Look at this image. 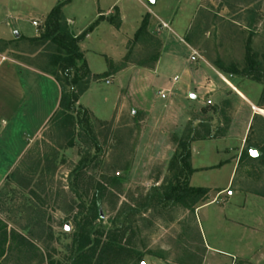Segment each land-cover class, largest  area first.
<instances>
[{
    "label": "rangeland",
    "instance_id": "obj_1",
    "mask_svg": "<svg viewBox=\"0 0 264 264\" xmlns=\"http://www.w3.org/2000/svg\"><path fill=\"white\" fill-rule=\"evenodd\" d=\"M151 1L147 4L152 14L134 7L136 15L129 18L125 28L127 34L134 36L140 12L143 20L149 17L152 25L155 23L153 40L142 36L136 41L135 35L128 45L125 66L146 67L155 63L160 55L158 30L162 29L157 19H162L209 63L219 60L225 68L237 67L239 73H233L237 80L253 78L264 85V0H157L152 4ZM22 49L24 53L13 51L12 56L19 55L28 65L45 66L47 59L41 57L45 54L42 50L31 49L28 44H23ZM250 55L261 63L260 77L242 74ZM117 88V82L106 85L97 81L84 99L83 104L95 110L88 125L91 134L86 136L78 127L73 129L64 125L62 119L57 122L52 119L19 160L0 190L6 200L0 216L9 229L22 231L35 242L39 257L34 259L29 252L10 254L11 251L0 264H42L43 258L44 262L69 264L73 238L78 231L75 218L79 216L82 220L86 211L80 217L81 205L90 204L99 186L103 187L102 225L111 228L118 219L116 226L125 223L121 244L132 252L128 264H202L205 258L208 264H219L218 259L226 260L222 264H248L241 259L233 261L232 254L239 250L249 259L258 249L256 244L264 242V233L257 235L252 230V217L258 212L250 206L251 201L241 215L244 227L228 221L236 211L230 206L239 204L243 196L237 194L230 203H226L228 194L216 198L217 190L228 185L231 166L199 171L187 180L172 166L178 151L175 137L181 138L190 123L202 135L209 132L211 136H223L231 124L227 115L230 111L233 114L238 101L233 100V105L225 101L229 103L224 106L225 114L213 100H205L201 107L191 106L186 111L188 124L176 131L170 122L174 110L169 106L152 112L147 100H120L119 104ZM28 94L30 100H52L54 107L61 92L57 84L50 82L49 86L40 84L35 91L28 89ZM261 98L258 107L264 109V93ZM248 138L240 171L230 188L264 195V161H252L244 155L247 149H253L259 157V149L264 148L262 117L254 119ZM220 147L210 140L198 141L191 146V166L212 167L229 159L217 154ZM85 158L87 166L76 171ZM177 175L180 182H188L190 187H212L213 196L194 209H187L171 203L158 205L156 195L152 208L145 211L143 206L151 188L154 195V188L166 187ZM208 203L215 205L197 210ZM123 263L126 264L122 259L117 264Z\"/></svg>",
    "mask_w": 264,
    "mask_h": 264
},
{
    "label": "crops",
    "instance_id": "obj_2",
    "mask_svg": "<svg viewBox=\"0 0 264 264\" xmlns=\"http://www.w3.org/2000/svg\"><path fill=\"white\" fill-rule=\"evenodd\" d=\"M147 2L150 0H0V190L16 169L25 152L27 154L33 140L38 139L46 131L47 124L58 111L60 102L59 98L56 100L57 106L53 107L52 100L29 99L28 89L35 91L40 84L49 86L50 82L57 84L59 89L60 86L52 76L39 71L35 66L14 59L12 46L7 44L19 37L27 39L38 37L41 27L37 28L33 23L37 22L42 26L50 12L62 3L64 17L71 32L76 36H80L103 18L80 44L88 69L96 79L92 81L89 90L80 99L79 105L88 109L92 115L95 112L94 108L84 105L83 101L97 81L106 85L118 83L116 96L119 104L120 100H147V106L152 107V112L166 105L169 106L174 110L170 122L172 129L176 131L185 128L188 124L190 119L187 118L186 111L191 106L201 107L205 100H213L218 105L219 111L224 113V106L228 103L225 101H229L232 105L233 100L238 101L233 114L231 115L230 111L227 115L231 119L228 132L218 139L210 140L220 144L221 147L217 149V154L229 159L212 167L194 168L192 166V168L196 173L231 166L228 185L217 190L219 192L216 198L228 194L226 203H230L235 196H238L237 194L243 196L239 204L230 206L236 211L235 216L228 218V221L236 222L235 224L244 227L246 223H243L241 215L247 211L251 201L250 206L258 212L252 217L254 218L252 230L254 234L263 235L264 195L238 189L232 191L230 184L233 179L237 178L240 171L243 151L248 143L254 119L257 117L264 119V109L258 107V100H262L261 95L264 93V85L253 78L237 80L234 74L223 72L206 59L192 62L190 43L177 34L169 22L162 19H157L162 29L158 30L160 55L157 56L155 63L146 67L125 66L124 59L128 45L134 41L144 16L138 13L136 22L138 30L134 36L127 34L125 27L129 18L136 15L133 14L134 7L140 10L146 9L152 14V9L148 7ZM155 2L157 3V0ZM112 18L113 21H110ZM148 19L149 35L146 38L152 39V27H155V23L152 25L151 18ZM117 24L120 27H116ZM220 75L227 79V83ZM230 75L233 78L230 79ZM107 81L110 83L107 84ZM125 83L128 84L125 85ZM162 94L166 95L165 99L161 97ZM231 109L230 107L229 110ZM257 157L256 154L253 158ZM205 188L210 190L211 198L214 189ZM5 202L4 199L0 211ZM211 205L215 203H208L197 210L203 211ZM0 220L6 227L9 238L12 232L25 236L22 231L9 229L10 226L1 216ZM15 246L14 243H11V249L9 243L4 246L5 254L0 257V261L6 260L11 251L10 254L18 252L22 255V250H16ZM256 246L257 251L251 253L249 259L239 250L235 251L232 254L233 261L241 259L248 264H264V242L261 241ZM214 251L218 252V250ZM218 263H226V260L218 259ZM202 264H208V260L203 259Z\"/></svg>",
    "mask_w": 264,
    "mask_h": 264
},
{
    "label": "trees",
    "instance_id": "obj_3",
    "mask_svg": "<svg viewBox=\"0 0 264 264\" xmlns=\"http://www.w3.org/2000/svg\"><path fill=\"white\" fill-rule=\"evenodd\" d=\"M148 18L143 20L142 25L136 34V41L142 38V36L146 37L149 35ZM102 19L103 18L94 23L80 36H76L69 28L68 22L63 14V4L61 3L47 16L41 26L38 37L33 39L19 37L14 42L7 44L12 46V51L15 53H24L25 50L22 49L23 44H28L31 49H35L36 51L42 50L43 53H45L41 56L47 59L44 67H39L32 63L30 65L35 66L39 71L52 76L60 86L61 95L59 108L52 119L54 122L62 119L64 125L67 124L72 126L73 129L78 127L84 133L86 132V136H88L89 133L91 134L88 125H90L92 114L79 105V101L89 90L92 81L96 78L92 76L88 69L80 44L85 40L86 36L99 25ZM110 21H113V18L110 19ZM116 27H120V25L117 24ZM12 57L19 61H25L24 58L19 55H13ZM213 64L227 73H239L237 67L225 68L224 64L219 60ZM260 65L261 63L256 60V56L250 55L248 57L246 68L242 70V74H245L246 76L254 75L260 77L258 75ZM226 105L229 104L226 103ZM225 120L228 122L227 124H229L228 118L225 117ZM192 127L193 123H190L181 138L175 137L178 151L177 157L175 158L176 160L173 162L172 166L174 170L175 168L176 170H179L180 175L186 180L191 178L195 173V170L191 166L192 144L198 141L215 140L220 137L211 136L209 132H207L206 135H202L197 132L198 130L193 129ZM72 146L73 143L70 144V147ZM251 150L253 149H247L244 152V155L247 158L250 160L259 159L264 161V148L259 149V157L257 158H253L250 154ZM87 160L88 158H85L80 162L76 171L83 170V168L87 166ZM102 189V186H99L96 189L88 206L85 203L81 205L82 213L80 217L83 215L84 211H86L82 220H80L79 216L75 218L78 231L73 238L69 264H117L122 259L123 262L128 264L127 260L132 252L121 244L125 235V223L116 226L119 221L118 219L111 228L102 225ZM153 191L155 192L154 195H152L151 188L146 196V204L143 206L145 211L152 208V200L156 195L158 198V205L171 203L174 206L182 205L187 209H194L198 203L209 200L208 197L210 194L209 189L190 187L188 182H180L178 175L170 180L166 187L154 188ZM3 200V197L0 195V206ZM8 243L10 244V249L11 243H14V245H16V250H22L23 253H32L35 257L34 259L39 257V250L35 242H32L29 238L16 232H12L9 238L7 236L6 227L0 220L1 256L5 254L4 246ZM45 262L43 258L41 260L42 264H53V262H48L47 260H45ZM138 264H142V262H139Z\"/></svg>",
    "mask_w": 264,
    "mask_h": 264
},
{
    "label": "built area",
    "instance_id": "obj_4",
    "mask_svg": "<svg viewBox=\"0 0 264 264\" xmlns=\"http://www.w3.org/2000/svg\"><path fill=\"white\" fill-rule=\"evenodd\" d=\"M33 25L35 26V27H41V25H39L37 22H34L33 23ZM164 26H165V24H163ZM166 27V26H165ZM191 53H192V56H191V61L192 62H196V61H205L204 60V58L196 51V50H194L193 48H191ZM220 77L223 79V81L224 82H226L227 83V79H225L222 75H220ZM229 78L231 79V78H233V76L232 75H230L229 76ZM107 84H109L110 82L109 81H107L106 82ZM161 97L163 98V99H165L166 98V95L165 94H162L161 95Z\"/></svg>",
    "mask_w": 264,
    "mask_h": 264
},
{
    "label": "water",
    "instance_id": "obj_5",
    "mask_svg": "<svg viewBox=\"0 0 264 264\" xmlns=\"http://www.w3.org/2000/svg\"><path fill=\"white\" fill-rule=\"evenodd\" d=\"M153 3H155V0L152 1ZM193 99L195 98V96H191ZM250 154L254 157L256 156L255 152L253 150L250 151ZM66 231H69V226H66Z\"/></svg>",
    "mask_w": 264,
    "mask_h": 264
},
{
    "label": "bare ground",
    "instance_id": "obj_6",
    "mask_svg": "<svg viewBox=\"0 0 264 264\" xmlns=\"http://www.w3.org/2000/svg\"><path fill=\"white\" fill-rule=\"evenodd\" d=\"M167 27V25H165Z\"/></svg>",
    "mask_w": 264,
    "mask_h": 264
}]
</instances>
